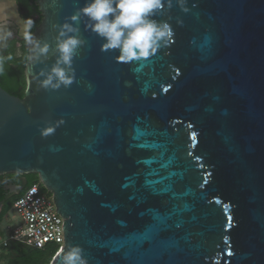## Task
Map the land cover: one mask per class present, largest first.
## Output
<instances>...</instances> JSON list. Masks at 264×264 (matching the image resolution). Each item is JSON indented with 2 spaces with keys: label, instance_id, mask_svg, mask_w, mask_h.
<instances>
[{
  "label": "water",
  "instance_id": "95a60500",
  "mask_svg": "<svg viewBox=\"0 0 264 264\" xmlns=\"http://www.w3.org/2000/svg\"><path fill=\"white\" fill-rule=\"evenodd\" d=\"M85 3L37 0L24 96L0 82V175L38 174L65 218L51 264L72 246L88 264H264V0H163L171 38L131 61ZM69 36L73 82L44 87Z\"/></svg>",
  "mask_w": 264,
  "mask_h": 264
},
{
  "label": "clouds",
  "instance_id": "9594fccd",
  "mask_svg": "<svg viewBox=\"0 0 264 264\" xmlns=\"http://www.w3.org/2000/svg\"><path fill=\"white\" fill-rule=\"evenodd\" d=\"M170 3L171 0H169ZM162 7L163 0H86L85 6L80 11L91 21L92 31L104 38L105 43L102 49H119L118 59L131 61L149 57L160 47L161 41L171 38V26L166 22L158 23L151 18ZM77 18L75 15L72 17L73 20ZM33 23L29 18L24 27L23 37L28 43L33 41L30 30ZM64 27L69 32L78 30L68 24ZM11 34L10 31H5L0 38H6ZM60 35L64 36L65 33L61 31ZM82 42L75 36L59 41L60 58L51 74L43 81L44 87L51 85L53 88H58L61 84L71 85L73 76L67 75L65 69L59 65L63 63L70 66L74 51ZM36 46L40 53L48 51L47 44L40 47L37 42ZM11 58V56L8 57V59ZM31 58V56L28 57L29 60ZM54 79L56 83H53ZM51 131L53 129L48 128L44 134L47 135ZM59 255L60 253H57V256ZM62 264H88V261L80 246H72L63 254Z\"/></svg>",
  "mask_w": 264,
  "mask_h": 264
},
{
  "label": "built area",
  "instance_id": "2783aa9c",
  "mask_svg": "<svg viewBox=\"0 0 264 264\" xmlns=\"http://www.w3.org/2000/svg\"><path fill=\"white\" fill-rule=\"evenodd\" d=\"M12 208L20 217V224L12 226V223L5 220L6 214L2 224L4 234L0 237V250L11 240L39 249L53 244L59 247L58 252L61 250L65 243V218L57 211L52 194L44 191L40 183L28 186L21 192Z\"/></svg>",
  "mask_w": 264,
  "mask_h": 264
},
{
  "label": "trees",
  "instance_id": "16d2710c",
  "mask_svg": "<svg viewBox=\"0 0 264 264\" xmlns=\"http://www.w3.org/2000/svg\"><path fill=\"white\" fill-rule=\"evenodd\" d=\"M36 1L37 0H18V4L26 11H29L28 19L31 18L34 22L30 29L31 32H33L42 19ZM25 43L26 41L24 39L21 55L16 56L15 53H9L7 56H4L0 53V65L4 68V72L0 71V82L10 93L21 97L24 96L26 87L25 67L28 60V50ZM9 56L12 58L8 59ZM34 175L35 176L30 180L29 186L40 181L39 176L37 174ZM43 189L46 190L44 186ZM17 196L6 204L4 209L0 212V237L4 234L2 231L4 218L10 208H12ZM5 200L6 197L4 193L0 191V203ZM58 250L59 247L56 245H48L45 249H39L23 242L11 240L4 249L0 250V264H51Z\"/></svg>",
  "mask_w": 264,
  "mask_h": 264
},
{
  "label": "flooded vegetation",
  "instance_id": "af4514ba",
  "mask_svg": "<svg viewBox=\"0 0 264 264\" xmlns=\"http://www.w3.org/2000/svg\"><path fill=\"white\" fill-rule=\"evenodd\" d=\"M17 4H18V0ZM19 11L25 23L28 20L29 11H26L18 4ZM5 31H10L12 34L6 38H0V53L7 56L9 53H15V55L22 54V45L24 37L20 34L18 26L13 22L0 26V37ZM36 173H6L0 175V191L4 193L6 200L0 203V212L4 209L15 196L23 192L30 183L32 177ZM38 175V174H37Z\"/></svg>",
  "mask_w": 264,
  "mask_h": 264
},
{
  "label": "rangeland",
  "instance_id": "374dc122",
  "mask_svg": "<svg viewBox=\"0 0 264 264\" xmlns=\"http://www.w3.org/2000/svg\"><path fill=\"white\" fill-rule=\"evenodd\" d=\"M6 20H10L11 22H14L16 26H18L19 32L23 35L24 27L26 23L20 14L16 0H0V23ZM38 183H40L43 189V185L41 181H39ZM5 220L7 222L12 223V226L14 227L20 224V217L16 212H14L13 208H10ZM2 249H4V247Z\"/></svg>",
  "mask_w": 264,
  "mask_h": 264
}]
</instances>
